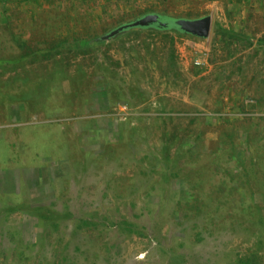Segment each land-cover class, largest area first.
I'll list each match as a JSON object with an SVG mask.
<instances>
[{
  "label": "rangeland",
  "instance_id": "1",
  "mask_svg": "<svg viewBox=\"0 0 264 264\" xmlns=\"http://www.w3.org/2000/svg\"><path fill=\"white\" fill-rule=\"evenodd\" d=\"M149 8L211 15L210 37L20 58L18 40L45 49ZM259 40L264 0H0V264H264ZM172 133L188 140L175 162ZM26 203L68 215L54 228Z\"/></svg>",
  "mask_w": 264,
  "mask_h": 264
},
{
  "label": "trees",
  "instance_id": "2",
  "mask_svg": "<svg viewBox=\"0 0 264 264\" xmlns=\"http://www.w3.org/2000/svg\"><path fill=\"white\" fill-rule=\"evenodd\" d=\"M158 1L161 2L163 5H166L169 0H158ZM148 13H159L161 15H165V16H169V17L172 16L167 12V10L165 8H163L161 10H158L156 8H149V9H146L142 12H138L136 14H133L131 16L126 15V16L121 17L119 20H117V22L113 26H111L109 29H106L104 31V33H102L98 36H89L86 38H73L71 40L65 39V40H62L59 42H53L52 44L51 43H47V44L45 43L47 45V48H45V49H38L35 46L29 45V44H27V42H23L20 40H18L16 42V45L20 49V51L22 52V55L20 58L24 59L27 56H30L35 61L40 60V58L50 60L53 57H57V56L64 54L67 50H69L71 52L73 51L74 53L81 52V51L86 52L91 48H95L97 46L103 45L102 42H97V39L100 36L108 33L110 30H112L113 28H115L116 26H118L124 22L134 20V19L139 18V17H141L145 14H148ZM173 17H175V16H173ZM186 18H191V17H186ZM145 32L158 34V35H162V36H170L172 33L177 35V36H186V35L180 34L177 31L162 32V31L155 30V29H149V30H143V31H130V32L124 33V34L140 35V34L145 33ZM228 37L233 38V39L234 38L237 39L236 37H238V35L237 34L228 35ZM239 40H241V39H239ZM170 41H172V40H170ZM258 43L263 44L264 41L259 40ZM248 45L252 46L253 43L248 41ZM165 135H166L165 136V142L162 145V149L160 150V154L162 153L163 157L166 160L168 159L169 162H175L176 156H179L181 154L180 150H181V148L184 147V144L187 143L188 140L183 141V139H182L181 144L179 146V144H177L179 138H178L176 133L165 134ZM173 150H174V154H172ZM191 150L192 151H189L190 153H193L195 151L194 149H191ZM37 152H38V153H36L37 155L40 153H44V151H39V150ZM157 159L158 158L156 157L155 160H157ZM163 176L166 178V180H170L173 176H175V173L172 171L169 172V170L167 169V170L163 171ZM17 207L19 209L21 207L26 208L27 212L30 215H33V216H35V217H37L40 220H43L45 222L46 221H51V222L53 221L54 228H57L59 221L61 219H63L64 217H66V215H68L66 213L58 212V211H56L50 207L33 205L31 203L19 204V206H17ZM14 209H16V208H14ZM81 224L85 225V226H90L92 224V222L88 221L87 219H84L81 221ZM116 225L119 226L120 229H122V230L124 229V231H127L129 233H140L139 229H137L135 227V225L130 223L128 220H122L119 223H117ZM178 262L180 264H186L181 255L179 256V261H177V263ZM239 264H254V262L247 259L246 261H241Z\"/></svg>",
  "mask_w": 264,
  "mask_h": 264
},
{
  "label": "water",
  "instance_id": "3",
  "mask_svg": "<svg viewBox=\"0 0 264 264\" xmlns=\"http://www.w3.org/2000/svg\"><path fill=\"white\" fill-rule=\"evenodd\" d=\"M155 29L162 32L177 31L180 34L199 39L207 40L212 29V16L204 15L199 17H169L159 13H148L134 20L124 22L108 33L100 36L97 42L109 43L118 36L130 31H143Z\"/></svg>",
  "mask_w": 264,
  "mask_h": 264
}]
</instances>
